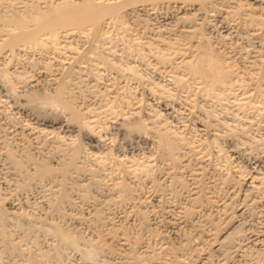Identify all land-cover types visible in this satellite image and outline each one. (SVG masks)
<instances>
[{
  "label": "bare ground",
  "instance_id": "6f19581e",
  "mask_svg": "<svg viewBox=\"0 0 264 264\" xmlns=\"http://www.w3.org/2000/svg\"><path fill=\"white\" fill-rule=\"evenodd\" d=\"M105 25L133 32L174 81L186 74L209 94L226 91L236 106L260 110L255 96H264V0H0V73L43 86L41 100L92 130L99 118L118 116L117 107L131 104L114 85L96 81L92 52L60 46L58 39H116ZM35 51H49L55 63L38 61ZM81 64L92 72L84 73ZM6 109L0 104V251L6 256L17 249L5 239L9 216L29 219V227L44 225L49 234L38 255L29 256L35 264H57L63 247L90 248L74 264H91L94 248L122 264H264V176L227 161L216 164L202 139L185 138L147 112V123L138 120L135 128L153 139L154 153L123 160L109 152L87 154L80 141L19 124Z\"/></svg>",
  "mask_w": 264,
  "mask_h": 264
},
{
  "label": "rangeland",
  "instance_id": "374dc122",
  "mask_svg": "<svg viewBox=\"0 0 264 264\" xmlns=\"http://www.w3.org/2000/svg\"><path fill=\"white\" fill-rule=\"evenodd\" d=\"M105 26L102 27L103 30L108 32L111 38L116 37V39L112 38V40H107L110 43L106 40V42L99 43L98 41H94V43H89V41L83 35L79 34L78 36L76 34H72L73 36L68 34L69 36L67 35L65 36V38L64 36H60L58 42L60 43V46L64 44H70L74 48L76 47V50H79L81 53L83 52V54L86 55V52H88L89 54H91L92 52V56L96 57L97 59L100 58L101 61L104 60L105 62H108L111 66H104L101 61L98 62L97 59L94 60V62L96 63L94 67H97L95 69L92 66L95 69V71H93L94 73L92 72V68H89L88 66L86 67V65L84 64H81L79 66H81V70L84 73H89L90 71L92 72V75L96 74L93 76H97L95 78L96 81H101H97L98 83H102V85H114V89L116 88L115 90H118L119 94L121 95L120 97L126 99L124 100L128 103V105L131 104L134 106H141L139 107L140 110L136 109L137 112H135L136 110L134 109L133 111V109L130 107L134 106L131 105L123 106V111L122 109H119L121 107H117V113L118 111L120 112V115H118L119 117L117 115H115L114 117H101L98 119V121H96L95 124H92V130L86 129L85 127L82 128V126L69 121V114L66 111H61L59 108H51L50 105L41 100L43 99L44 95L43 86L40 87L39 84L36 85L37 83L33 84L34 82H31L32 84L30 82H19L16 77H13V75H3L2 73H0V104L5 107V109L7 108L6 110L9 112V115L12 116V118L14 117L13 120L15 122H18L19 124L28 123L30 124V126L36 128H49L47 130H52V132L55 129L54 133H57L56 135L59 138L61 136L62 139L67 140L68 138L69 141L73 140V138L74 140L76 139V141H80L84 152H88L87 154L92 153L91 155L97 154L101 156L102 151L105 152L104 154L109 152L111 156H116L115 158L117 159L119 157H121L120 159L123 158V160L124 158L128 157L130 159H146L150 154L153 155L154 153L155 147L154 143L152 142L153 139L150 136H147L149 134H147L146 131L145 133L144 130H139V128L137 129L135 128V126L137 125L136 123L143 119L145 113L147 112L150 113L149 115L152 117L153 121L157 122L158 124L159 122L160 124H166V126L171 131H175L176 129V132L181 131V135L185 138H188V136H190L188 139L193 137H195L194 139H202L206 146V149H208L212 153L214 161L217 162H215L216 164L224 165V163L227 161V164L230 163L231 166L234 165L232 167L234 169L237 167L236 170L240 172H248V174L250 173V171L252 174H256L257 172V175L260 174V176H264V155H262V151L264 150L263 95L262 97H259L258 95L255 96V100L258 99L259 105L262 108L259 107L260 110L253 111V109L247 107H242V109L241 107H238V105L236 106V100H234L233 96L231 97V95L229 94H224L227 93L226 91L217 92V90L214 91L215 89H213L214 92L210 91L209 94L208 91L206 92L202 89L204 91L202 92L198 82L192 81V79L189 80V78H186V74L183 76V81L178 80L177 82V80H175L177 82L175 83L174 78H172L173 76H170L169 67L162 65L164 67L163 68L160 64H157L153 59L149 58L146 55L148 51L145 50L144 47L140 46L138 44L139 42H136L138 40L135 38L136 36L133 34V32L129 30L125 31L122 29L118 30L117 32V30H115L114 28L112 29L110 25H108L109 27ZM127 32L129 33L125 34ZM115 34L119 35V37L122 36L123 39L121 38V40H119V37H117V35ZM75 35L77 37H75ZM132 38L134 39L133 42L130 41L133 40ZM135 43H137L138 45ZM36 52L37 51L34 52L35 54L32 52H29L27 54L31 57L33 55L34 57H36L35 59L38 58V61L41 60V62L55 63L52 59L53 55L49 51L43 53ZM42 55H44V57ZM1 67L2 66H0V68ZM180 70L181 69H179L178 72L176 71L177 76L178 74L180 75ZM0 72H3V69H1ZM181 73L183 74L184 72L181 70ZM182 74L180 76H182ZM7 75L8 77L5 78V76ZM188 81L192 82L188 83ZM179 82H181L182 84H179ZM195 85L198 87H194ZM197 89H200L201 91ZM219 93L223 94L224 96H220ZM215 95L218 96L216 97ZM231 98L233 102H231ZM140 112H142L143 115ZM143 120L145 121V119ZM146 121L145 123H147ZM179 129L180 131H178ZM89 130H91V132ZM184 135H186L187 137ZM150 139L152 140L150 141ZM1 140L2 138H0V141ZM207 140L208 142L210 140V142L208 143ZM241 140L243 141V143ZM10 144L11 146H14L12 145V143ZM211 146L213 148H211ZM13 148L15 149V147ZM261 149L262 151L260 152ZM93 152L96 153L94 154ZM3 223L6 231L8 232H6L7 235L5 239L7 241L17 243V249H15L14 252L13 250H9V253L10 251L13 253H10V255L8 256H6V252H4L5 249L3 251H0L2 252V254H5L2 257L0 256V264H14L15 261H17L15 264H19L20 262H24V264H35V261H31V256H37L41 251L38 250L39 252H37V249H43V246L41 245H44V243L49 240V234L46 233L47 231L45 227H42L44 225H35L34 227H29V219H14L9 216H7V218H4ZM23 232L27 235V237L29 236L28 238L30 240L28 238V240H25L23 239V237H20L18 239L15 238L16 236L18 237L19 235L21 236V234H24ZM10 236H12L13 238H10ZM32 239L34 242H31ZM35 241L39 243V247H37L38 245ZM33 243L35 244L36 248H34ZM22 247L24 250L22 249ZM85 248L81 247V251L80 249L78 250L80 251V253H82ZM88 248L85 250L89 251L90 248ZM25 249L28 250L26 251ZM96 249L94 248V251H91V264H122L119 260L118 262L116 261L117 257L115 255L113 256L111 253L109 254V252L106 250L101 251L100 249ZM62 250H64L63 256L61 257L60 261H58L59 263L57 262V264H74L75 261H78L80 259L81 254L77 250H72L70 248L64 249V247ZM22 252L25 256H22L23 258L20 259L21 256L18 255L19 253L22 254ZM27 253L29 255H27ZM13 257L14 259H12ZM28 258L30 259L27 260ZM38 261H36V264H47V260L45 259L44 261L42 259L39 262ZM48 264L55 263L48 261Z\"/></svg>",
  "mask_w": 264,
  "mask_h": 264
}]
</instances>
